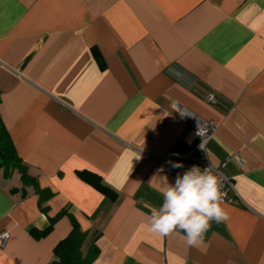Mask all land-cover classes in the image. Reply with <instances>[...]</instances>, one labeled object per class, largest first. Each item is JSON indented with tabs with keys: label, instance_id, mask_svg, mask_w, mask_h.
<instances>
[{
	"label": "crops",
	"instance_id": "crops-1",
	"mask_svg": "<svg viewBox=\"0 0 264 264\" xmlns=\"http://www.w3.org/2000/svg\"><path fill=\"white\" fill-rule=\"evenodd\" d=\"M181 106L215 125L207 161L240 159L221 168L235 192L204 249L147 225L171 153L201 142ZM0 117L53 193L43 212L0 170V264H48L72 218L100 232L92 264H264V0H0Z\"/></svg>",
	"mask_w": 264,
	"mask_h": 264
},
{
	"label": "clouds",
	"instance_id": "clouds-1",
	"mask_svg": "<svg viewBox=\"0 0 264 264\" xmlns=\"http://www.w3.org/2000/svg\"><path fill=\"white\" fill-rule=\"evenodd\" d=\"M173 167H182V164ZM163 181L159 189L163 204L159 209H152L147 221L148 231L166 236L180 230L185 234L183 239L187 246L204 249V237L211 222L228 219L219 178L210 166L202 171L194 165L183 175L178 174L173 184L166 177Z\"/></svg>",
	"mask_w": 264,
	"mask_h": 264
},
{
	"label": "trees",
	"instance_id": "trees-1",
	"mask_svg": "<svg viewBox=\"0 0 264 264\" xmlns=\"http://www.w3.org/2000/svg\"><path fill=\"white\" fill-rule=\"evenodd\" d=\"M96 58L101 62L98 52L94 51ZM179 150H184L182 147ZM0 170L9 177L14 171L20 175V181L25 185H32L38 193V205L43 212L47 211L45 203L52 196V192L40 188L34 177L29 173L27 165L18 156L10 135L0 117ZM84 181L104 194L109 200L116 199V193L101 182V179L90 172H79ZM65 213L61 210L51 218L50 225L44 230H33L35 237H41L50 232L53 221ZM100 235L97 230H82L72 218L71 229L53 248L54 259L48 264H92L99 254L96 241Z\"/></svg>",
	"mask_w": 264,
	"mask_h": 264
},
{
	"label": "built area",
	"instance_id": "built-area-1",
	"mask_svg": "<svg viewBox=\"0 0 264 264\" xmlns=\"http://www.w3.org/2000/svg\"><path fill=\"white\" fill-rule=\"evenodd\" d=\"M206 101L210 104L215 103L212 94H208V96L206 97ZM179 115L185 120L187 125L197 133V135L201 128V135H198L201 139V142L195 148H189L185 151H176L171 153L172 164L169 172L173 175L174 181L178 174L183 175L185 171H187L194 165L198 166L202 171L204 168L210 166L213 174H215L221 182V189L224 193V202H230L231 198L229 197V194L235 192L233 182L221 171V168L226 164V162L232 159L240 164L239 157L236 155L231 159L222 161L219 165H214L211 162L207 161L205 159L207 151L206 142L208 140V137L215 131L214 123L211 120L204 119L196 115L195 113L182 106L179 109ZM174 164H182V167H173ZM7 239V232L0 233V247H3L5 245Z\"/></svg>",
	"mask_w": 264,
	"mask_h": 264
}]
</instances>
